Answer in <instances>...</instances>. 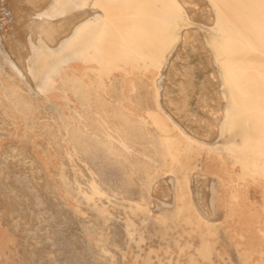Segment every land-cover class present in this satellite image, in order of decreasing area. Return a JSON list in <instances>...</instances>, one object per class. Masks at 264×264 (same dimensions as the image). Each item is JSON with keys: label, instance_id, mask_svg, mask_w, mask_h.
Returning a JSON list of instances; mask_svg holds the SVG:
<instances>
[{"label": "rangeland", "instance_id": "1", "mask_svg": "<svg viewBox=\"0 0 264 264\" xmlns=\"http://www.w3.org/2000/svg\"><path fill=\"white\" fill-rule=\"evenodd\" d=\"M35 1L0 0V264H264V206L259 203L261 198L258 188H251L249 195L257 202L255 206L261 212L254 211L252 216L255 220L248 224L247 230L234 229L227 232L216 222L192 219L191 194L195 188L193 174L197 171L200 154L197 144H176L178 152L184 156L181 163L179 159L170 172L162 166L154 178L148 179L139 167H136V171L130 167L128 158L117 151L116 147L103 143L106 124L99 121V130L95 133L101 139L72 125L71 137H68L72 156L64 158L60 163L61 174L58 180L56 167L39 166L42 161L51 163V151H56L54 142L60 147L64 141L63 136L56 135L60 125L55 126V122H52L57 109L49 108L47 102L50 99L43 97L45 91L33 95L32 90L34 92L38 88L36 73L40 60L46 59L49 64L53 61H49V56L57 57L64 49L57 52L44 49L39 59L34 61V75L29 72L32 63V17L44 8L48 0H37L38 4L34 5ZM176 1L182 8L184 27H189L185 30L188 31V39L181 43L180 35L170 52L165 49L169 42L167 26L152 24L148 20H136L132 24L131 17L135 15V9L124 0L121 3L115 0L96 1L94 7L102 10L108 35L118 33L117 26H120L121 37L128 41L129 31L142 33L143 36L137 38V41L142 44L145 52L167 55L179 48L178 53L182 55L199 53L206 58H213L209 42L218 49L223 41L220 35L215 34L218 29L215 9L208 0H187V4L185 0ZM142 3L138 8L139 13H148L149 4L147 1ZM206 14L213 16L209 19ZM59 20L64 25L66 23L65 31L64 28L60 30L64 26L62 22L59 25ZM52 22L46 23L49 29H45V24L42 26L44 33L40 39L42 44L56 47L62 36L69 34L71 29L67 27L71 26L72 21L64 22L62 18H57ZM73 24L75 22L72 27ZM51 27L54 28L52 33L45 35L46 30L51 32ZM53 32L58 35L62 33L61 38L53 35L52 39ZM33 34L36 36L33 35V41L39 43V34L36 31ZM49 37L51 42L55 40L54 43H48ZM75 59L72 58V61ZM130 59L133 62L135 58L124 52L114 58L113 62L123 63ZM70 60L51 64L39 85L44 83L54 65ZM82 62L86 67L85 62ZM97 62L94 60L93 64ZM229 62L224 59L222 63L220 59L217 64L215 60L208 59L206 66L221 69L224 84L232 91L229 96H225L234 117L232 135L237 137L239 144L243 143L242 137L251 140L249 156L246 158L248 164L243 166V169H248L243 172L241 168L240 173H234L231 186L234 192H238L243 184L255 182L264 189V85L256 73L245 68L238 69V66L234 69ZM71 63L54 70L58 73L55 79L61 72L73 68ZM102 63L108 66L105 61ZM225 66H232L229 76ZM40 71H44L42 66ZM240 72H244L242 77H232V74L239 75ZM162 73L165 75L166 70L163 69ZM183 76L180 73L172 75L174 79ZM234 79L236 85L241 86L239 91L243 95L248 94V100L237 99L232 88L235 85ZM216 105L215 101L211 104L214 108ZM9 106L15 107L19 113L27 111L24 113L26 123L20 126L22 130L19 126L6 124L19 121V118L7 114ZM38 106H41L39 119L35 118ZM164 107L175 121L182 125L186 121L190 124L185 117L177 116L169 107ZM207 107L203 108L202 113L198 110L193 120L204 119L200 115L208 114ZM69 111L73 117L78 118V112L83 110L75 107ZM109 126L114 128L112 123ZM211 130L208 135L201 132L199 136L211 142L221 141V135L218 138L214 130ZM157 142L153 140L151 143ZM114 148L117 154L120 152V170L116 164L112 165L114 158L117 161L119 159L118 155L113 156ZM102 150L105 156H102ZM220 150L224 151L222 148ZM229 158L233 164H237L233 157ZM160 178L169 179V188H164L168 195L165 196L157 189L158 192L155 191L152 196V184ZM98 186L105 188L104 202L97 196ZM177 190H181V196H185L187 204L184 208H178L174 203ZM201 190L204 200H207V186ZM99 192H102L100 188ZM236 199L234 195L233 200ZM151 200L155 202L152 207ZM165 201H173V205H166ZM222 214L217 209L211 219L218 222Z\"/></svg>", "mask_w": 264, "mask_h": 264}, {"label": "crops", "instance_id": "2", "mask_svg": "<svg viewBox=\"0 0 264 264\" xmlns=\"http://www.w3.org/2000/svg\"><path fill=\"white\" fill-rule=\"evenodd\" d=\"M146 1L149 4L148 6L150 11L148 13H139L138 8L141 6L140 4H143L142 2ZM146 1L124 0L126 4H130L135 9V15L131 17V22L134 24L136 20L141 22L148 20L152 24H161L167 26L166 35L169 38V42L165 49H167V52H170L174 47V43L177 41V34L179 30L184 26L182 16L183 13L181 11L180 13L178 12L173 14V11L171 10L172 6L170 7L165 3L164 5L161 0ZM90 8L91 11L94 10L93 12L98 13L100 18L95 20L93 23H90L89 25L91 26H87V28L81 30V32H79L74 38L70 46L66 47L62 52H60L57 57L50 58L49 56V61L53 60L51 63L47 64L48 61H46V59H44V61L41 59L38 64L39 66L36 73L37 84L41 83V80L46 75L47 70L51 64H54L55 61L76 58L71 63L73 68L70 67L69 69L61 72V75L55 79L54 86L51 89L50 94L46 95L44 92L43 97L50 99L47 102L49 108L53 110L57 109V111H55V119H52L51 117L53 120L52 122H55V126L60 124L65 126L63 130H59V132L56 131L57 136L65 137V142L64 144L60 145V147H58L54 142L56 151H51V163L46 164L42 161L39 163V166H42V168L49 167L50 165L52 167H56V180H58L61 174L60 163L64 158L66 159L67 157L72 156V149L68 139V137H71L72 125L77 126L79 129L86 130L92 133L98 139H101V137L97 136L95 133L96 130H99L98 122L100 119H98L95 115L98 116L100 113L106 118V127L103 132L104 141L102 138L103 143L116 147L117 151L122 152V154L128 158L127 162L129 163V166L133 167L135 171L136 167H139V169L146 174V178L148 179L154 178L155 174L160 172L159 168L162 166L167 167V171L170 172L172 171V167L176 166V163L179 161V159L181 163L182 159H184V156L183 153L178 152V147L176 144L178 145L180 142H182L180 144H185L183 143V137H188L190 140L195 141L196 143L194 144H197L198 148H200L198 168L197 171L194 172L193 176L195 174L202 176L203 186H207L208 188L207 200H204L202 190H200L201 195L198 196L196 194V189L194 188L193 193L191 194V205L193 206L192 219L216 222L218 225H222L224 230L227 232L234 229L247 230L248 224L255 220V218L252 216L254 211L261 212V210L259 208L257 209L255 206L257 202L250 197V190L253 187H256L260 190L261 201L259 203L264 206V189L255 182L243 184V187L240 188L238 192H234L232 189L231 182L233 179V174L240 173L241 168L243 172L248 169H243V166L244 164H248V160H246V158L249 156L248 148L251 140L248 137H242L243 143L239 144L236 141L237 137L233 136L231 133L233 130L234 117L230 123L224 121V111L228 105L224 100L223 95L229 96L232 91L228 88L219 87L220 83H222L221 77L223 71L221 69L215 67V70H213V68L209 67L208 71L206 68V63H203L208 59L215 60V57L206 58L202 54L199 56V53H190V55L194 57L189 58L191 57L189 53H185V55L178 53L177 56V52L169 53L167 55H165V53L159 52H145L142 44L137 41V38L143 36L142 33L136 34L133 33L132 30L129 31L131 33L127 43L125 42L127 40L122 38L119 33L120 26H117L116 29L118 28V33L115 32L110 36L106 33L107 27L104 20L102 19V10L92 5L87 7L89 10ZM81 9L84 10V8H80L76 12L83 11ZM166 10L169 11L166 12ZM175 24H179L180 26L175 28ZM124 52L132 54L135 58L134 61H137V64L133 65L131 63V59L127 61L125 60L123 63L119 61L118 65L123 66V68L114 70L110 80L104 77V79H102L103 82H101L97 74L92 72L82 74L81 72V69L84 66L82 61L91 63L90 65H96L101 61L109 59L113 61L114 58H117ZM138 55L141 56L142 60L144 59L145 61L160 60L161 62L163 61V63L159 69L155 67L144 66L141 64L140 60L138 61ZM175 55L177 56L176 58H178V60L174 58ZM201 57L203 59H200ZM77 58L80 59L77 60ZM196 58L199 62L195 60ZM94 60H98V62L93 64ZM185 60H188L187 62L191 66L187 65L188 63ZM192 61H195V63ZM191 62L195 65H193ZM202 63L205 66H203ZM41 66L44 71H40ZM202 67H205V69ZM163 69L166 70L165 75L162 73ZM203 69L207 71H204ZM180 71L181 75L185 74L184 76H187V79L184 76V78L182 77L183 79L179 78L180 80L171 77L172 73L175 72L174 74H178L177 72ZM211 71H214V73ZM168 72L170 73L168 74ZM211 73L213 77L216 74L215 77L217 79L215 77V79L211 77ZM240 73L241 74L239 75L232 74V77H242L244 72ZM198 74L200 75L199 77ZM208 74L210 75V78L207 77ZM195 75H197V77ZM245 75L247 76V74ZM206 82H208V84ZM215 82H218V84L216 83L214 85ZM234 83L235 85L233 84L232 88L237 95V99L248 100V94L245 93L243 95V92L239 91L241 86L236 85L237 81L235 79ZM55 84L58 86H55ZM208 85H211L212 87L210 88ZM195 90L199 93L204 91L205 93L203 92V97L202 93H196ZM156 91L159 94V98H157L155 95ZM63 92L68 99L66 101L61 96ZM217 92H220V95ZM208 93L210 94L208 95ZM210 95L212 97H210ZM211 100L212 102H216L218 108H213L212 106H210V108L207 107L209 112L208 115L210 117L206 114H202L200 116L205 117L204 119L199 118L193 120L198 110H201L199 113H202V111H204L203 108H206V106L212 104V102H209ZM164 106L169 107L177 114V116L185 117L190 121V124L188 121L185 122V125L175 121L173 117H171V114L165 110ZM40 107L41 106H38L39 111L35 113V118L37 119H39L38 114L40 112ZM75 107L83 110L81 113L80 111L78 112V114L81 116L80 119L73 117L72 112L69 111V109ZM188 107L190 108L188 109ZM212 110H214V112ZM93 112L94 115L92 114ZM24 113H27V111ZM24 113H19L15 107L9 106V108H7V114L14 118H19V121L17 123L6 122V124L19 126V129L22 130L23 127L20 128V126H24L26 123V117L24 116ZM207 117L210 120L206 119ZM110 123L113 124L114 128L109 126ZM192 123L199 124H194L193 126ZM228 123V130L225 132V134L220 136L221 138H219L221 126L228 125ZM1 128L2 127H0V129ZM210 129L214 130L213 132H215L216 136L221 139V141L211 142L199 136V134L202 133L203 135H207ZM106 135L111 136L113 139L124 141L125 144L130 148V152H128L119 144L114 143ZM153 140L158 142L151 143ZM51 145L53 147V141ZM220 148H222L224 151L221 152ZM116 150L114 148L113 156L115 157L118 155L119 158L120 152L117 154ZM238 154L240 156H238ZM228 155L233 157L235 159V163L237 164H233V160L229 158ZM102 156H105L104 150H102ZM113 164L119 166L118 168L120 170V158L118 161L114 158L112 165ZM99 188L102 192H99ZM104 190L105 188L103 186H98L97 196L99 199H102L103 202ZM101 194L102 196H99ZM181 195V190H177L175 196L176 201L174 203L178 208H184L185 204H187L185 202V196ZM234 195L237 197L236 200H233ZM186 201L188 202L189 200L187 199ZM171 205H173V201ZM217 209H220L223 213L222 218L218 222L211 219V216L215 215V211ZM262 213L264 214V209L262 210Z\"/></svg>", "mask_w": 264, "mask_h": 264}, {"label": "bare ground", "instance_id": "3", "mask_svg": "<svg viewBox=\"0 0 264 264\" xmlns=\"http://www.w3.org/2000/svg\"><path fill=\"white\" fill-rule=\"evenodd\" d=\"M35 0H30L29 3H33ZM40 1H44V0H40ZM46 1V0H45ZM96 1H103L105 2L106 0H48L47 2H45L46 4H44V8L35 13L34 17H32V31L35 33V31L37 32V34H39V43L33 41V32L31 33V52H30V57L32 58V63H31V68L29 69L30 73H32L34 75V71H35V66H34V61L35 60H38L39 57L43 54L44 52V49H47L48 50H51V51H54V52H57V51H60V50H63L66 48V46L70 43H72V41L74 40V38L77 36V34L79 32H81V30H83L84 28H87V26H91L89 25L90 23H93L97 18H99L100 16H98V13H95L93 11H91V8L90 10L87 9V7H90V5L94 6L95 2ZM119 3H121V0H115ZM181 1V0H180ZM186 1V4H187V0ZM190 1V0H188ZM192 1V0H191ZM202 1V0H201ZM206 1V0H205ZM36 3L35 4H38L37 0L35 1ZM161 2H163V4L165 3L166 5L168 6H172V13L176 14L178 13L179 11H182V8H181V5L180 3H178L176 0H161ZM184 2V1H183ZM204 2V1H203ZM209 4L212 5V7L215 9L216 11V21H217V26H218V29L215 30V34H218L220 35V37L223 39V41L221 42L220 46L218 49H216L213 44L211 42H209V45L211 46V50H212V53L215 57V61L216 63L218 64L219 63V60L221 59V62L223 63L224 62V59H228L230 60V64H233L232 66L234 67V69H237V66H238V69H241V68H245L249 71H251L252 73H256V75L260 76V80L263 82V85H264V0H208ZM189 3V2H188ZM192 3V2H191ZM205 3V2H204ZM164 4V5H165ZM185 5V3H183ZM194 4V3H193ZM33 5V4H32ZM207 7L209 5H206ZM205 6V7H206ZM167 7V6H166ZM186 7V5H185ZM80 8H84L81 9L83 11L81 12H76L78 9ZM86 8V9H85ZM207 9V8H206ZM34 10V9H33ZM208 10L210 11V9L208 8ZM7 11V10H6ZM9 11V10H8ZM36 11V9L34 10ZM169 11V10H166V12ZM33 12V11H32ZM207 12V11H206ZM212 12V11H211ZM10 13V12H8ZM170 13V12H169ZM171 13V14H172ZM210 13V12H208ZM33 13H31V16H32ZM11 15V13L9 14ZM193 15V14H192ZM207 15V14H206ZM128 16V15H127ZM188 16H191L190 14ZM208 16V15H207ZM210 16H213L212 14ZM209 17V19H211ZM172 17V16H170ZM203 17V16H202ZM57 18H62L64 22H67V21H72L75 22V25L72 27V23L71 26L69 27H72V28H69L67 27L68 29H71L68 31V33H64V31L66 30L65 26H66V23L64 25V23L62 22V20L60 21V24L61 25V22L63 23L62 26L64 27H60L58 25V29L60 27V30L64 28V31L62 33L64 34H68L66 36H62V38L60 37L62 35V33H60V35H58V30L56 33L53 32V34L51 35V38L53 35H57L56 37L59 36V38H61V40L58 42L57 46L56 47H52V46H49L47 44H42L41 43V35L42 33H44V31L42 30V26L46 23L48 24H52L53 20L54 19H57ZM27 19V18H26ZM209 19H207L209 21ZM190 20V19H189ZM213 20V19H212ZM29 21V19H28ZM58 21V22H59ZM68 22V23H69ZM214 23V20L212 21ZM48 24L46 25L47 27L45 29H47L49 26ZM212 24V23H211ZM56 25V24H55ZM56 25V26H57ZM51 26V25H50ZM180 25L179 24H175V28L179 27ZM53 27V26H52ZM51 27V29H52ZM57 28V27H56ZM189 27H184L182 29L179 30L178 34H177V40L179 38V36L181 37V43L182 42H185L186 39H188L186 37V34L187 32L185 30H188ZM49 29V28H48ZM50 29V30H51ZM54 29V28H53ZM53 29L51 30V32L49 33V31L47 32V30L45 31L47 35L48 33V36L52 33ZM179 29V28H178ZM30 30V29H29ZM174 31V30H173ZM178 31V30H177ZM176 31V33H177ZM185 31V32H184ZM60 32V31H59ZM195 32H198V31H195ZM191 33V32H190ZM193 33V32H192ZM194 35V34H193ZM196 35V34H195ZM194 35V36H195ZM35 36V35H34ZM174 36V34H173ZM36 37V36H35ZM45 37V36H44ZM54 37V36H53ZM55 39H58L56 38ZM50 38V37H49ZM51 38L48 41V43H54L51 42ZM195 38V37H194ZM198 38V37H197ZM46 39V38H45ZM53 39V38H52ZM51 40V41H50ZM57 41V40H56ZM125 41V40H124ZM128 43V40L125 41ZM204 43V42H203ZM184 44V43H183ZM182 44V45H183ZM181 45V46H182ZM179 47V46H178ZM53 48V49H52ZM177 51V56H178V50L179 48L176 49ZM191 52V51H190ZM197 54V53H196ZM190 55V53H189ZM194 55V54H192ZM175 55L174 58L177 57ZM188 56V55H187ZM191 56V55H190ZM197 56V55H196ZM200 56V54H199ZM138 58V61L140 60V62L144 65V66H150V67H155V68H160L161 65H162V62L160 60H154V61H149L146 62L144 59L142 60V57L141 56H137ZM194 57V56H193ZM192 56L189 57V58H193ZM198 57V56H197ZM203 57V56H202ZM200 58V59H203V58ZM206 57V56H205ZM30 58V60H31ZM199 58V57H198ZM220 58V59H219ZM78 59V58H77ZM80 59V58H79ZM178 60V58H176ZM175 59V60H176ZM176 60V61H177ZM197 60V58L195 59ZM171 61V60H170ZM186 61V60H185ZM188 61V60H187ZM186 61V62H187ZM69 62H72V59L70 61H65L63 63H61L60 65H57L56 66L54 65V67L52 68V72L50 73V75L45 79L44 83L40 86L38 84V88L33 92L32 90V94H36V92H44L45 91V94L48 95L50 94L51 92V89L53 88L52 86V83L53 81H55V77L58 75L57 72H54V70H59L61 68H63L64 66H66ZM106 63H108V66H105L102 61L99 62L98 64H96V66H93V67H88V65H90L91 63H87L85 61V65L86 67L84 66L83 69L81 70L82 71V74H86L88 72H92V73H95L99 76L101 82H103L102 79H104V77L106 79H111V76H112V73L114 70H118L119 68H123V66H119L118 63L116 64L115 62H113L111 59L109 60H105ZM185 62V63H186ZM193 63H195V61H192ZM191 62V63H192ZM197 62H199L197 60ZM133 65L134 64H137L136 61H133L131 62ZM172 63V62H171ZM184 63V64H185ZM188 63V62H187ZM192 63V64H193ZM203 63H206L203 62ZM202 63V64H203ZM150 64V65H149ZM225 64V63H224ZM172 65V64H170ZM169 65V66H170ZM174 65V64H173ZM189 66H191L189 63L187 64ZM185 65V66H187ZM195 65V64H193ZM176 66V64H175ZM178 66V64H177ZM203 66H205L203 64ZM232 66H225V71L227 72L228 76L230 74V70L232 69ZM196 67V66H195ZM169 68V67H168ZM167 68V69H168ZM175 69H177L176 67H174ZM186 68V67H185ZM184 68V69H185ZM191 68V67H190ZM205 69V67H202ZM207 70L209 69L208 66H206ZM231 68V69H230ZM203 69V70H204ZM173 70V69H172ZM179 70V69H178ZM180 70L182 71V69L180 68ZM207 70H204V71H207ZM211 70V69H210ZM213 70H215V68H213ZM181 71L180 72H177L178 74L180 73L181 75ZM199 71V70H198ZM209 71V70H208ZM171 72V70H170ZM168 72V74L170 73ZM176 72V71H175ZM174 72V73H175ZM187 72V71H186ZM189 72V71H188ZM195 72H196V69H195ZM200 72V71H199ZM198 72V73H199ZM212 73H214V71H211ZM173 73V74H174ZM184 73V72H183ZM206 73V72H205ZM208 73V72H207ZM212 73H211V77L212 76ZM172 74V75H173ZM176 74V75H178ZM190 74V73H189ZM197 74V72H196ZM185 75V74H184ZM216 75V74H215ZM214 75V77H215ZM171 76V75H169ZM168 76V77H169ZM197 77V75H195ZM200 75L198 74V77ZM210 75L208 74L207 77H209ZM172 77V76H171ZM175 77V76H174ZM185 77V76H184ZM187 77V76H186ZM185 77V78H186ZM191 77V76H190ZM213 77V78H214ZM210 78V77H209ZM216 78V77H215ZM214 78V79H215ZM171 79V78H170ZM183 79V78H182ZM181 79V80H182ZM187 79V78H186ZM184 79V80H186ZM205 79V78H204ZM212 79V78H211ZM210 79V81H211ZM217 79V78H216ZM222 79V83H220V86L219 87H222V88H226L225 84H224V81H223V77H221ZM173 80V78H172ZM180 80V79H179ZM190 80V79H189ZM208 80V79H207ZM206 80V81H207ZM187 81V80H186ZM204 81V80H203ZM209 81V80H208ZM214 81V80H213ZM194 82V81H193ZM198 82V81H197ZM169 83V82H168ZM170 83H171V80H170ZM169 83V84H170ZM187 83V82H186ZM191 83V82H190ZM208 84V82H206ZM210 83V82H209ZM218 84V82H215V84ZM173 84V82H172ZM183 84V83H182ZM185 84V83H184ZM188 84V83H187ZM186 84V85H187ZM205 84V83H204ZM179 85V84H178ZM190 85V84H189ZM213 85V83H212ZM206 86V85H205ZM210 88L212 87L211 85H208ZM173 87V86H172ZM180 87V85H179ZM215 87V86H214ZM204 88V87H203ZM209 88V89H210ZM164 89V87H163ZM162 89V90H163ZM166 89H167V85H166ZM172 89V88H171ZM174 89V88H173ZM185 89H186V86H185ZM176 90V89H174ZM190 90V89H189ZM200 90V89H199ZM165 91V90H164ZM177 91V90H176ZM192 91V89H191ZM196 91V90H195ZM203 91V90H202ZM208 91V90H207ZM163 92V91H162ZM168 92V91H167ZM188 92V91H186ZM204 92V91H203ZM203 92H200L202 93V97H203ZM209 92V91H208ZM166 93V92H165ZM177 93V92H176ZM182 93V92H181ZM192 93V92H191ZM196 93H199L196 91ZM199 93V94H200ZM205 93V92H204ZM216 93V92H214ZM212 93V94H214ZM218 93V92H217ZM190 94V93H189ZM207 94V93H206ZM210 93H208L209 95ZM220 95V92L218 93ZM155 95L157 98H159V94L158 92L156 91L155 92ZM192 95V94H191ZM196 95V94H195ZM62 98L64 100H68L67 97L65 96L64 92L62 93ZM201 96V95H200ZM199 96V97H200ZM226 95H223V98L224 100L226 101L227 98L225 97ZM165 97V96H164ZM184 97V96H183ZM198 97V96H197ZM210 97H212L210 95ZM209 97V98H210ZM220 97V96H219ZM176 98V97H175ZM229 98V97H228ZM201 99V98H200ZM206 99V98H205ZM179 100V99H178ZM202 100V99H201ZM208 100V99H206ZM205 100V101H206ZM173 102V100H172ZM188 102V101H187ZM204 102V100H203ZM209 102H212L209 101ZM176 103V102H175ZM206 103V102H205ZM214 103V102H213ZM171 104V103H170ZM183 105V104H182ZM180 105V106H182ZM186 105H189V104H186ZM193 106V105H191ZM210 104L208 105V108H210ZM217 106V105H216ZM190 107H188L189 109ZM214 108V107H213ZM218 108V107H216ZM220 109V108H219ZM192 110V109H191ZM218 110V109H216ZM211 111V109H210ZM214 112V110H212ZM208 112V111H207ZM219 113V111H218ZM222 113V112H221ZM94 115V112L92 113ZM209 114V112H208ZM207 114V115H208ZM211 114H215V113H211ZM210 114V115H211ZM217 115V114H216ZM98 119L100 118L102 122H106V118L104 116L98 114L95 115ZM209 116V115H208ZM210 117V116H209ZM217 117V116H216ZM215 117V118H216ZM78 118H80V115L78 114ZM208 118V117H207ZM206 118V119H207ZM212 118V116H211ZM99 119V121H100ZM232 120V112H231V109L229 107H227L224 111V121L225 122H229ZM206 121V120H205ZM208 121V120H207ZM209 122V121H208ZM207 122V123H208ZM229 123L228 125H223L221 126L220 128V131H221V136L223 134H225V132L228 130V127H229ZM186 124V123H185ZM210 124V123H208ZM214 125V124H213ZM211 126V125H209ZM65 126L63 124H60V130H63ZM213 127V126H212ZM196 129V128H195ZM194 129V130H195ZM200 129V128H199ZM209 131V130H208ZM212 131V130H211ZM206 132V131H205ZM198 133V132H197ZM209 133H207L208 135ZM213 134V133H212ZM198 135V134H197ZM110 140H112L114 143H117L119 144L120 146H122L123 148H125L128 152H130V148L125 144L124 141L122 140H116V139H113L111 136H107ZM63 141L65 142V137L63 136ZM182 143V142H180ZM183 143H189V144H194L196 143L195 141H192L190 140L188 137H183ZM32 149V148H31ZM35 148H33L34 150ZM195 177V189H196V194L198 196H200V190L203 186V183H202V179L203 177L200 176V175H197L195 174L194 175ZM206 177V176H205ZM165 183V185H164ZM170 186V182H169V179H165V178H160V179H156L153 184H152V196H153V193L157 191V189H159V191H162L163 194L165 196L168 195V191L164 190V188H169ZM166 188V189H167ZM169 190V189H168ZM163 195V196H164ZM155 196V195H154ZM163 198V197H162ZM164 199V198H163ZM208 199V197H207ZM199 200V199H198ZM151 202V207L155 205V202L153 200L150 201ZM166 205H171L172 204V201H165L164 202Z\"/></svg>", "mask_w": 264, "mask_h": 264}]
</instances>
